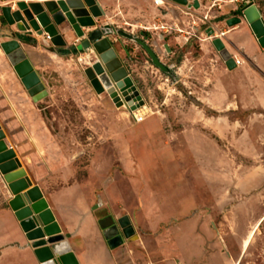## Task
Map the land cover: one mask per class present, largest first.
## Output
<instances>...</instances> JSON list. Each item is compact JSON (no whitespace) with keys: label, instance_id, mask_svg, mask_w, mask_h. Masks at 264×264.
<instances>
[{"label":"rangeland","instance_id":"rangeland-1","mask_svg":"<svg viewBox=\"0 0 264 264\" xmlns=\"http://www.w3.org/2000/svg\"><path fill=\"white\" fill-rule=\"evenodd\" d=\"M19 1L0 0V101L4 90L14 99L7 108L13 147L47 192L83 199L99 219L130 217L138 238L109 247L107 264H264V111L243 107L240 78L213 44L228 24L201 23L183 9L186 22L165 26L154 0H98L105 14L97 26L143 38L170 67L112 35L145 100L140 122L128 105L96 91L86 74L94 53H59L37 33L36 42H22L34 49L46 87L34 101L1 46L8 30L11 38L19 31L3 7L16 10ZM66 28L70 47L79 39ZM10 193L0 172V264H41L30 246L20 247L26 241Z\"/></svg>","mask_w":264,"mask_h":264},{"label":"water","instance_id":"water-1","mask_svg":"<svg viewBox=\"0 0 264 264\" xmlns=\"http://www.w3.org/2000/svg\"><path fill=\"white\" fill-rule=\"evenodd\" d=\"M171 1L188 8L201 6L200 0ZM240 1L233 11L235 15L230 16L226 23L234 26L246 20L264 47V19L255 0ZM104 14L98 0H22L18 2L16 10L12 6L3 7L5 21L10 26H16L19 31L15 32V38H11L13 31L8 30L9 39L3 41L1 46L34 101L39 100V95L45 93L46 87L31 59L32 52L24 50L22 42H36L34 34L37 33L44 36V40L49 39L46 44L50 41L58 47L59 53L78 54L88 50L94 53L95 58L92 65L86 68V74L96 91L108 92L117 106L128 105L131 110H136L145 104L135 80L116 50L115 40L110 36L120 34L137 42L146 49L156 66L166 72L170 71V67L162 62L154 48L143 38L111 24L97 26L96 18ZM66 27L79 39L73 43V49L67 46L63 31ZM213 44L226 66L230 70L236 68V60L224 40L221 37L214 38ZM0 172L12 193L11 208L39 262L80 264L67 239L68 235L56 220L41 188L34 185L1 125ZM99 225L110 248L123 244L124 236L138 238L129 216L116 219L108 215L99 220Z\"/></svg>","mask_w":264,"mask_h":264},{"label":"crops","instance_id":"crops-1","mask_svg":"<svg viewBox=\"0 0 264 264\" xmlns=\"http://www.w3.org/2000/svg\"><path fill=\"white\" fill-rule=\"evenodd\" d=\"M154 1L158 5L154 4V8L164 10V13L162 12L160 16V21L164 20V22L162 21L163 25L175 27L177 25L179 26L180 23H184V18H187L183 15H178L183 9L189 11L188 13L191 15H199L198 18L201 23L211 22L213 19L220 17L219 21L216 22V25L220 27L223 24H227L226 21L230 16L235 15L233 11L237 4L241 2L240 0H200L201 6L199 8H183L181 7L182 5L176 4L171 0ZM255 3L264 19V0H255ZM216 6L218 9H222V11L219 12L218 9L213 10ZM181 29H185L182 27V24ZM219 33H222V36H224L222 39L234 58L244 61L233 70H230L232 75L239 76L240 78L235 84V91L242 92L241 102L243 103V107H256L264 111V47L261 46L250 24L246 20L234 26L228 25L227 29H223ZM110 38L112 40L116 39L113 36H110ZM4 93H7V95L3 96L2 102L0 101V125L5 131L11 146L16 147L17 136L13 135L15 132H12L14 128L12 130L11 127L13 122L7 119L8 112L10 111L7 108H10L9 106L14 104V99L8 90H4ZM26 131L27 135L30 136L28 130ZM35 179L36 181L33 182L34 185L39 183L56 220L62 227L63 232L68 235L67 239L79 263L107 264L109 245L103 230L100 228V219L96 212L90 210L83 199L74 201L65 192L61 195L47 192L42 178L36 177ZM16 225L18 226L21 241H26V244L22 243L20 247L23 249L28 246L29 248V240L17 218ZM13 234L16 235L18 232H13ZM30 248L32 247L30 246Z\"/></svg>","mask_w":264,"mask_h":264},{"label":"bare ground","instance_id":"bare-ground-1","mask_svg":"<svg viewBox=\"0 0 264 264\" xmlns=\"http://www.w3.org/2000/svg\"><path fill=\"white\" fill-rule=\"evenodd\" d=\"M46 1V0H45ZM32 2H34V1H32ZM41 2V1H40ZM44 2V1H43ZM42 37V36H41ZM46 38H49L48 36H46ZM27 47V46H26ZM27 50H29V49H27ZM26 50V51H27ZM31 50H34V49H30V51ZM88 56V55H87ZM89 57V56H88ZM88 60H89V58H88ZM92 64V63H91ZM113 99V98H112ZM145 109H147V107L146 106H144L143 108H138V109H136L135 111H134V113L135 114H137V116L140 118V122L141 121H144L145 120V116L144 115H146V111L145 112H143ZM133 113V114H134Z\"/></svg>","mask_w":264,"mask_h":264},{"label":"built area","instance_id":"built-area-1","mask_svg":"<svg viewBox=\"0 0 264 264\" xmlns=\"http://www.w3.org/2000/svg\"><path fill=\"white\" fill-rule=\"evenodd\" d=\"M235 60H236L237 65H240L242 63V61L240 59H238V58H235ZM132 113H134V111H132ZM133 115L135 116V118L138 121L140 120V118L137 116V114L134 113Z\"/></svg>","mask_w":264,"mask_h":264},{"label":"flooded vegetation","instance_id":"flooded-vegetation-1","mask_svg":"<svg viewBox=\"0 0 264 264\" xmlns=\"http://www.w3.org/2000/svg\"><path fill=\"white\" fill-rule=\"evenodd\" d=\"M70 48H74V45H72V46H70ZM109 215V214H108ZM108 215H106V216H108ZM106 216H104V217H106ZM116 223H117V220H116ZM121 234H122V232H121ZM123 235V234H122Z\"/></svg>","mask_w":264,"mask_h":264}]
</instances>
